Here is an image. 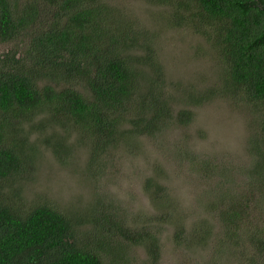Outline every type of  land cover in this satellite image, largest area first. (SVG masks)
I'll list each match as a JSON object with an SVG mask.
<instances>
[{
    "label": "trees",
    "instance_id": "16d2710c",
    "mask_svg": "<svg viewBox=\"0 0 264 264\" xmlns=\"http://www.w3.org/2000/svg\"><path fill=\"white\" fill-rule=\"evenodd\" d=\"M148 1L170 7L176 24L205 35L222 61L225 88L262 112L264 146V0ZM16 41L22 49L0 54V264H104L121 260L127 245H143L157 259L155 235L131 231L112 207H90L89 216H77L44 203L22 204L2 188L28 171L39 144L53 146L60 159L69 152L66 140L76 134L90 147L85 174L96 177L114 151L167 127L172 107L160 87L164 73L150 41L137 44L132 26L106 0H0V44ZM58 128L66 137L44 135ZM260 148L253 150V173L264 189ZM20 190L14 194L19 201ZM164 193L156 184L154 198L162 208L168 203ZM238 203L218 207L228 228L246 222L248 207ZM245 228L254 233V253L264 259V235L253 223Z\"/></svg>",
    "mask_w": 264,
    "mask_h": 264
},
{
    "label": "rangeland",
    "instance_id": "374dc122",
    "mask_svg": "<svg viewBox=\"0 0 264 264\" xmlns=\"http://www.w3.org/2000/svg\"><path fill=\"white\" fill-rule=\"evenodd\" d=\"M106 1L132 26L137 44L150 41L154 48L171 121L138 145L102 156L108 158L101 162L104 169L99 166L103 174L96 177L85 174L90 147L76 134L66 140L69 152L60 159L54 157L53 146L39 144L40 154L30 158L37 157L28 171L2 182V188L22 204L44 203L77 216H89L90 207H112L131 231L155 235L157 259L143 245H127L121 260L104 259V264H264L251 245L254 233L245 228L253 223L260 237L264 235V189L253 173L255 145L264 149L262 112L225 88L222 61L205 35L176 24L170 7L148 0ZM19 45L22 49L19 41L0 44V54ZM52 133L59 134L57 141L66 137L60 128L44 131L46 136ZM156 184L168 196L165 208L154 198ZM18 188L21 201L14 195ZM94 201L99 204L91 205ZM236 202L248 207V216L239 229L228 228L218 207ZM232 234L238 238L230 239Z\"/></svg>",
    "mask_w": 264,
    "mask_h": 264
}]
</instances>
